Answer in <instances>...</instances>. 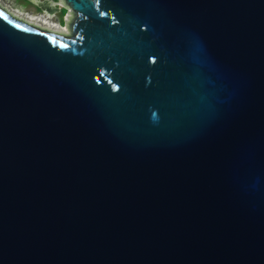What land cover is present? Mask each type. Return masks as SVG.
Instances as JSON below:
<instances>
[{"label":"water","instance_id":"95a60500","mask_svg":"<svg viewBox=\"0 0 264 264\" xmlns=\"http://www.w3.org/2000/svg\"><path fill=\"white\" fill-rule=\"evenodd\" d=\"M59 1L0 6V264H264V0Z\"/></svg>","mask_w":264,"mask_h":264},{"label":"rangeland","instance_id":"374dc122","mask_svg":"<svg viewBox=\"0 0 264 264\" xmlns=\"http://www.w3.org/2000/svg\"><path fill=\"white\" fill-rule=\"evenodd\" d=\"M53 1L56 4H58L59 7L61 8V12L58 15H56L53 18V20H56L55 22L59 24L57 28H59V29H62V27L65 28L66 27V23L68 21L69 11H66L63 8V5L61 4V2L59 0H53ZM0 6H2L3 8H5L11 14L14 13L12 10H17L21 14L23 13V15H24V13L25 14H31V15H37L38 14V12L35 11L33 5L30 4V3H28L26 0H0ZM17 16L20 17V18H23L20 15H17ZM23 19L26 20V18H23ZM31 22H33V21H31ZM31 24H33V23H31ZM34 24L36 25V22ZM60 24H62V27H60Z\"/></svg>","mask_w":264,"mask_h":264},{"label":"bare ground","instance_id":"6f19581e","mask_svg":"<svg viewBox=\"0 0 264 264\" xmlns=\"http://www.w3.org/2000/svg\"><path fill=\"white\" fill-rule=\"evenodd\" d=\"M12 11L17 15H20L21 17L26 18V20H29L30 22L33 21L32 23L36 22V24L38 23L39 25H43V26H45L47 28H51L53 30H60V31L62 30V29L57 28L59 24L55 22L56 20H53L54 17H47L42 13H39L40 15L39 14L31 15V14H25L24 13V15H23V13L21 14L17 10H12Z\"/></svg>","mask_w":264,"mask_h":264},{"label":"flooded vegetation","instance_id":"af4514ba","mask_svg":"<svg viewBox=\"0 0 264 264\" xmlns=\"http://www.w3.org/2000/svg\"><path fill=\"white\" fill-rule=\"evenodd\" d=\"M33 7H34V6H33ZM34 9H35L36 12H39V10H38L36 7H34ZM60 15H61V14H60Z\"/></svg>","mask_w":264,"mask_h":264},{"label":"snow or ice","instance_id":"6c2138e0","mask_svg":"<svg viewBox=\"0 0 264 264\" xmlns=\"http://www.w3.org/2000/svg\"><path fill=\"white\" fill-rule=\"evenodd\" d=\"M101 15H105V13H101ZM115 87V86H114Z\"/></svg>","mask_w":264,"mask_h":264}]
</instances>
